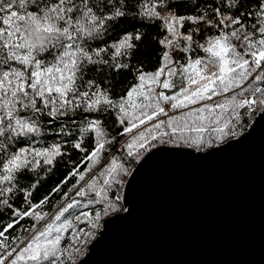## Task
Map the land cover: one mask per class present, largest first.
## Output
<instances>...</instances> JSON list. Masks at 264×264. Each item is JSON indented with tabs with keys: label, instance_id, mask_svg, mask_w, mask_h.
<instances>
[{
	"label": "snow or ice",
	"instance_id": "snow-or-ice-1",
	"mask_svg": "<svg viewBox=\"0 0 264 264\" xmlns=\"http://www.w3.org/2000/svg\"><path fill=\"white\" fill-rule=\"evenodd\" d=\"M161 5L167 7V0H138L136 12L137 16L161 21L165 29L166 35L158 43L167 50L160 56L159 67L155 72L137 67L138 83L118 99H112L108 88L84 77L89 71H104L97 66H106L109 72L117 73L129 67L127 63H118L117 58L128 56L129 50L136 48L134 41L141 40L140 33H125L104 47L92 46L108 31L110 22L127 16V0H0V205L11 212L10 222L0 227V264H76L81 245L92 235L77 227V223L96 228L101 211L107 214L121 199L119 192L124 177L129 175L125 163L113 157L76 191L79 197L92 196L82 208L102 205L100 211L94 216L82 211L72 219L64 218L69 209L80 203L73 200L46 220L48 213L36 209L47 204L49 198L33 204L29 199L32 191L19 187L23 174L41 167V161L54 166L55 158L64 155L58 144L35 147L40 143L37 137L42 134V118H50V124L58 117H70L78 109L101 114L112 111L123 126L120 135L124 136L159 116L167 117L162 102L177 110L234 93L221 103L199 108L201 114L206 109L209 113L197 117L199 125L185 121L182 127L174 126L175 121L169 118L132 135L122 150L127 157L138 159V149H146L161 136L169 137L170 143L210 146L213 141L235 135L236 128L252 112H264V0H220L214 6L197 4L198 14L188 16L171 10L162 16L158 11ZM202 6L211 9V18L199 13ZM186 21L206 25L216 34L203 38L204 43L194 41L193 33L198 34L200 28L181 31ZM179 41L184 42L182 48ZM175 48L182 53L199 49L205 55L196 58L187 55L182 57L185 63H181L172 58ZM249 80L252 84L245 87ZM157 87L178 91L166 95L163 91L156 92ZM240 110H244L243 114ZM102 123L98 118L91 119L80 129L81 137L89 132L95 134L93 149L71 173L80 181L85 180L80 167L91 162L92 166L86 169L91 172L93 166L100 164L106 144L111 143ZM165 127L170 131L163 130ZM66 128L67 125L60 131L69 135ZM190 131L207 133L208 138L201 135L192 141L185 136ZM72 147L87 151L80 142ZM38 183L35 181L32 187ZM17 191L23 193L26 209L10 202ZM53 191L59 192L60 187ZM25 218L35 221L23 229L30 235L11 236V230ZM41 221L46 222L40 225Z\"/></svg>",
	"mask_w": 264,
	"mask_h": 264
},
{
	"label": "water",
	"instance_id": "water-1",
	"mask_svg": "<svg viewBox=\"0 0 264 264\" xmlns=\"http://www.w3.org/2000/svg\"><path fill=\"white\" fill-rule=\"evenodd\" d=\"M76 264H264V112L207 151L157 146Z\"/></svg>",
	"mask_w": 264,
	"mask_h": 264
},
{
	"label": "trees",
	"instance_id": "trees-1",
	"mask_svg": "<svg viewBox=\"0 0 264 264\" xmlns=\"http://www.w3.org/2000/svg\"><path fill=\"white\" fill-rule=\"evenodd\" d=\"M205 3L212 4L214 6L219 4L220 0H167L168 6L165 7L161 5L160 8H158V11L161 12L162 10H166L169 12L171 10L177 15H197L198 12L195 10L197 4L203 5ZM127 5V16L110 22L108 31L104 33L102 38L93 41L92 46L96 47L99 45L104 47L106 45L112 44L121 38L125 33H131L133 35L140 33L141 40L134 41L136 48L129 50L130 54L128 56L121 55L117 58L118 63H127L129 67L127 69H122L119 73H117L109 72L106 66H97L103 67L104 71L101 73L89 71L84 77L85 80L95 79L97 83L100 84L101 88H108L112 99H118L121 95L126 93V91L133 84L138 83L136 78L137 67H141L144 72H155L160 64V56L164 51H166V49L158 43V41L163 38L164 35H166L165 29L161 26V21L149 20L147 18L137 16L136 12L139 10L138 0H127ZM253 8H255V5H253ZM199 13H203L208 18H211L212 16L211 9L209 8L208 10H205V7L203 6L200 7ZM192 25L193 24H190L186 21L182 31L190 29ZM202 28L204 31L201 32L198 37L194 38V41H198L199 43H204L203 38L216 34L214 30L207 28V26ZM179 45L182 48L184 46V42L179 41ZM193 46L195 47V44ZM175 50L177 51V54L172 56V58L174 60H180L181 63H185V60L182 59V57L187 55H191L193 58L205 55L199 49H196V51L191 53H182L180 48H175ZM107 55L108 54H105V58H107ZM161 79H163V77H161ZM250 84H252L251 80L246 83L245 87ZM155 91H163L166 95H172L178 91V88H174L169 91L157 87ZM236 91H239V89ZM233 94L234 93L229 92L223 96H214L211 100H203L198 104L190 105L187 108H179L177 110H171L170 104L162 102V106L166 111H168V116H159L156 120L150 122V124L141 126L140 130H137L143 131L146 127L151 126L152 123H156L159 120L166 121L169 118L175 121L174 126L182 127L185 121H187L189 125H192L193 121L199 125L201 121L198 120L197 117L200 115H209L207 109L203 114H201L199 111H197L199 108L204 107L205 105L212 106L217 103H221ZM245 95H248V92H245ZM241 98L242 97H237V99ZM240 111L241 114H243L244 110ZM259 112L260 110H257L245 117L244 121L236 128L235 135L227 136L223 140L213 141L210 146L206 144L196 146L194 143H184L182 141L170 143L167 142L169 137L161 136L160 140L152 141V144L146 149H138L140 153L138 159L127 157L126 152L122 150L123 146L130 142L131 137L129 136L131 134L124 136L120 135L123 126L117 122L116 114L112 111L101 114L99 112H85L82 109H78L77 112L72 114L70 117H58L50 124L48 123L50 118L45 117L41 120L42 134L37 137L40 143L36 144L35 147L48 148L53 144H58L61 145V152L64 153V155L55 158L54 166L44 165L43 161H41V167L37 168L34 172H26L23 174V176L19 179V187H23L26 191H32V196L29 199L33 204L39 203L45 197L49 198L47 204H44L41 208L36 209L37 212L48 213L46 220L50 219L60 209L65 207L73 200L80 201V203L74 208L69 209L68 212L64 214V218L72 219L82 211H88L94 216L95 213L100 211L103 206L95 205L89 206L88 208H82L81 205L86 203L88 199H91L92 196L79 197L76 195V191L79 188H83L86 182L91 180L94 173L98 172L104 166V164L108 163L113 157L123 161L125 166L129 169L130 174L141 158L157 146L188 147L197 151H207L243 133ZM97 118L103 122L101 124V128L104 130L106 138L110 140L111 143L106 144L100 164L93 166L91 172L86 171L88 167L92 166L91 162L87 165H84L83 167H80V172L85 173V180L80 181L78 176H72L71 173L78 165L82 163L84 158L93 149L95 140V134L91 132L86 133L81 137L80 129L86 126L89 120ZM73 121H75V123H73ZM204 123H206V121ZM65 125H67L65 130L70 133L69 135H64L60 131ZM137 130H134V135L139 132H136ZM163 130L170 131L166 127ZM156 134L159 135V130H156ZM201 135H203L205 139L208 138L207 133H196L194 131L185 133V136L190 137L192 141L196 140ZM77 142H80L81 147L85 148L87 151L81 152L78 149L72 147V145ZM49 167H51V171H48ZM128 176L124 177L125 183ZM66 178L67 183H64ZM37 180L39 183L35 188H33L32 185ZM125 183L119 192L121 199L116 202L115 208L109 209L107 214H104L101 211V218L96 221V228L93 229L85 224L77 223V227L84 229L85 233L90 232L92 235L87 237L86 243L81 245V252L80 255L76 257V263L87 252L89 245L102 229L104 220L115 213L122 212L124 210L122 196ZM58 186L60 187V191L54 192L53 190ZM109 195L111 196L112 194L109 193ZM65 196L67 198H65ZM10 202H12L17 208H27V205L24 204L22 192H14L10 197ZM10 218V210H8L5 206L0 205V227L10 222ZM45 222L46 221H41L40 225L44 224ZM34 223L35 221H33L31 218H25L20 222V225H17L13 230H11V236L28 237L30 233L24 231L23 229L31 227ZM37 227H39V225H37Z\"/></svg>",
	"mask_w": 264,
	"mask_h": 264
},
{
	"label": "rangeland",
	"instance_id": "rangeland-1",
	"mask_svg": "<svg viewBox=\"0 0 264 264\" xmlns=\"http://www.w3.org/2000/svg\"><path fill=\"white\" fill-rule=\"evenodd\" d=\"M161 14H162V16H167V15L169 14V12L166 11V10H162V11H161ZM196 27H199V28H200V32H199L198 34L193 33L194 38L198 37L199 34H200L201 32L204 31V29H203L202 27H206V25H204V26H203V24H201V25H192L191 28H196ZM181 31H182V29H181ZM166 50H167V49H166ZM176 54H177V51H176L175 49H173L172 52H171V55H172V56H175ZM139 130H140V129H139ZM139 130H137L136 132H138ZM136 132H135V133H136ZM132 135H134V133L131 134L129 137H131ZM129 137H128V138H129ZM95 238H96V237H95ZM92 242H93V241H92ZM87 251H88V250H87ZM84 255H85V254H84ZM84 255H83V256H84ZM83 256H82V257H83ZM82 257H81V258H82ZM81 258H80V259H81ZM80 259H79V260H80Z\"/></svg>",
	"mask_w": 264,
	"mask_h": 264
}]
</instances>
